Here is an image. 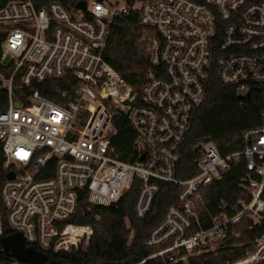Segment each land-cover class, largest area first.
Listing matches in <instances>:
<instances>
[{"label":"built area","instance_id":"obj_1","mask_svg":"<svg viewBox=\"0 0 264 264\" xmlns=\"http://www.w3.org/2000/svg\"><path fill=\"white\" fill-rule=\"evenodd\" d=\"M81 1L84 10L75 8ZM77 3L13 0L0 8V84L7 91L0 145L5 175L14 174L0 200L13 235L46 253L83 249L93 228L74 221L81 198L89 208H108L137 188L134 213L143 219L167 183L178 188L176 203L146 242L158 250L138 264H191L208 253L226 256L225 264H264V112L259 126L241 134L238 151L221 155L211 142L193 143L195 173L178 177L210 78L240 99L264 85V0ZM130 16L148 58L138 93L104 59L112 28ZM66 75L65 87L53 88L55 100L38 89L23 92ZM119 116L134 133L126 160L112 144ZM241 162L239 195L206 213L200 190ZM2 238L0 216V264H19L1 257Z\"/></svg>","mask_w":264,"mask_h":264},{"label":"trees","instance_id":"obj_2","mask_svg":"<svg viewBox=\"0 0 264 264\" xmlns=\"http://www.w3.org/2000/svg\"><path fill=\"white\" fill-rule=\"evenodd\" d=\"M13 0H0V8ZM37 7L51 2L61 3L66 8H73L79 0H31ZM142 29L136 16L123 18L112 28L108 46L104 53L105 61L138 93L143 83L144 73L148 66V58L141 42ZM66 75L62 80H48L43 85H34L24 92L29 95L38 89L44 97L55 100L53 88L65 87ZM7 91L0 84V112L6 109ZM264 112V85L252 87L249 95L240 99L231 87L220 85L216 76L208 82L203 105L196 113L192 124V136L183 147L179 178H188L195 173L191 146L196 142L213 143L221 155H226L242 148L241 134L259 126ZM115 135L112 144L116 147L119 157L126 160L132 150L134 133L124 116L113 119ZM4 157L0 145V190L6 180L3 170ZM242 162L234 166L220 182L201 189L205 203V212L214 213L215 207L222 200L233 202L239 195L234 187V181L242 175ZM178 188L171 184L160 183L151 209L143 219H138L134 213V204L138 189L132 188L116 205L108 208L92 207L81 198L82 205L74 221L90 225L93 235L85 248H79L68 253H46L33 247L24 249L31 255L33 264H138L143 259L155 253L157 248L146 245L151 231L162 221L168 208L176 203ZM83 207L89 209L84 215ZM3 206L0 200V216L3 226V238L9 239L13 231L8 227L3 217ZM205 228L208 224L204 225ZM132 233V235H131ZM131 236V239L129 240ZM236 250V255H243L245 250ZM239 251V252H238ZM8 262L16 261L10 252L1 255ZM224 255L213 253L201 254L191 258V264H225ZM144 264H162L160 260L147 261ZM263 264V263H258Z\"/></svg>","mask_w":264,"mask_h":264},{"label":"water","instance_id":"obj_3","mask_svg":"<svg viewBox=\"0 0 264 264\" xmlns=\"http://www.w3.org/2000/svg\"><path fill=\"white\" fill-rule=\"evenodd\" d=\"M99 1H102V0H99ZM75 8L84 10L85 3L83 1L78 2L75 5ZM13 177H14L13 173H8L6 176L8 180L12 179ZM83 211H84V215H88L90 212L85 207H83ZM1 246H2V249L5 255H8L10 254V252H12V254L15 256L17 261L21 263H25V264H33L31 255L25 251L22 245V240H21L20 235H13L9 239H2Z\"/></svg>","mask_w":264,"mask_h":264},{"label":"rangeland","instance_id":"obj_4","mask_svg":"<svg viewBox=\"0 0 264 264\" xmlns=\"http://www.w3.org/2000/svg\"><path fill=\"white\" fill-rule=\"evenodd\" d=\"M108 3H114L115 2V0H106ZM131 235H132V233H131ZM131 239V236H130V238H129V240ZM84 247V246H83ZM85 248V247H84Z\"/></svg>","mask_w":264,"mask_h":264}]
</instances>
